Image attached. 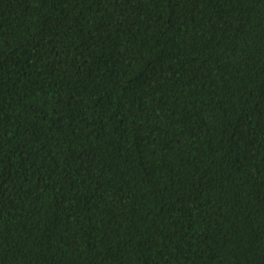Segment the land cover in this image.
Segmentation results:
<instances>
[{
    "label": "trees",
    "instance_id": "1",
    "mask_svg": "<svg viewBox=\"0 0 264 264\" xmlns=\"http://www.w3.org/2000/svg\"><path fill=\"white\" fill-rule=\"evenodd\" d=\"M0 264H264V0H0Z\"/></svg>",
    "mask_w": 264,
    "mask_h": 264
}]
</instances>
